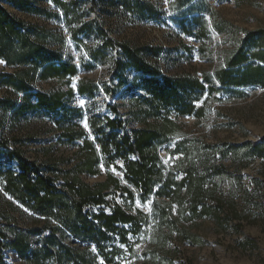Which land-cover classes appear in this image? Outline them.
Wrapping results in <instances>:
<instances>
[{"label":"rangeland","instance_id":"1","mask_svg":"<svg viewBox=\"0 0 264 264\" xmlns=\"http://www.w3.org/2000/svg\"><path fill=\"white\" fill-rule=\"evenodd\" d=\"M143 2L159 18L129 12L120 5L102 11L100 1L91 13L90 2H80L77 14L81 18L73 26L87 24L91 33L74 39L67 19L51 0H34L50 16L21 12L8 0H0L13 16L63 35L65 45L60 50L77 68L72 78L31 83L32 92L46 94L72 88L71 97L63 96L67 112L27 110L22 117L10 118V112L0 110L1 132L11 140V147H19L38 164L55 167L60 178L64 174L73 177V168L85 160L84 143H95L99 158L95 173H79L78 179L94 185L110 174L131 192V196L120 194L113 185L106 191L108 203L115 202L137 216L136 227L119 225L125 242L118 234H107L101 253L93 242L67 233L62 242L74 257L77 251L88 264H108L103 256L110 264H264V86L239 84V74L247 67H264V61L253 56L264 53L262 44L246 43L250 33L264 30V0H139ZM99 25L114 40L161 48L156 61L164 76L196 79L202 90H188L185 96L192 112L157 108L139 80L108 96L103 90L104 83L111 86L108 63H97L92 57L99 44L92 32ZM240 54L245 60L230 66ZM106 56L105 62L110 55ZM16 71L0 61V76ZM81 79L92 81L99 92L79 94L76 84ZM22 97L11 87L0 86L1 100L20 101ZM29 100L35 102L34 97ZM108 119L123 121L126 131L165 132L168 142L159 145L157 152L163 178L169 176L170 186L162 196L143 197L124 177L120 159L107 165L109 159L99 152L96 142L104 139L107 130L97 135L91 127L101 129ZM8 168L16 171L15 164L0 153V171ZM175 183H181L178 189ZM98 210L94 208L93 213ZM0 215L8 227L23 232L45 223L4 190L1 176ZM29 243L30 251L42 246L36 235L29 237ZM3 259L4 264H57L54 259L37 263L32 255L22 257L11 249L4 250ZM61 264L72 261L64 258Z\"/></svg>","mask_w":264,"mask_h":264},{"label":"trees","instance_id":"2","mask_svg":"<svg viewBox=\"0 0 264 264\" xmlns=\"http://www.w3.org/2000/svg\"><path fill=\"white\" fill-rule=\"evenodd\" d=\"M58 7L66 23L70 27L72 38L79 34L88 35L90 27L87 24L73 26L79 22L81 16L77 14L80 2H90L89 11L92 13L98 8V1L106 11L108 7L120 5L129 12L146 13L151 18H159L155 10L148 4L139 0H51ZM10 5L21 12L35 15L44 14L50 16L45 9L34 4V0H8ZM99 44L92 53L97 63H108L110 73L109 83L103 84V90L108 96H114L117 90L125 85L140 81L143 88L152 97L157 108H174L179 114H190L192 106L186 102V91L202 90V85L196 79L172 78L162 74L156 59L161 48L134 47L128 42L117 41L111 38L108 30L101 25L92 32ZM248 41H258L264 49V30L250 33L246 37ZM65 45L63 35L54 34L38 24H31L9 13L0 3V61L8 67H15L14 74L0 76V86H8L17 93L23 95L20 101L0 99V110L10 112V118L22 117L27 110L52 114L58 109L65 110L63 96L71 97L73 89L69 88L65 93L32 92L31 83L37 79L48 78H72L77 75L76 66L69 60H65L61 48ZM110 55L107 62V56ZM264 61V53H254ZM154 59V62H153ZM245 57L240 54L230 66H236L243 62ZM87 69H90L87 66ZM134 73L133 76L127 74ZM239 84H258L264 86V67H247L245 72L239 74ZM209 80V78H206ZM116 84H113L114 81ZM76 90L79 94L92 96L99 92L100 88L92 81L78 80ZM34 97L35 102H30ZM113 113L116 109L113 108ZM3 123L0 122V128ZM93 132L97 135L107 133L104 139H97L99 152L109 159L107 165L115 159H120L123 164L124 177L142 193L143 197L153 194L162 196L170 186L169 176L165 179L162 175L163 165L158 156L157 148L168 142L167 135L162 130L136 129L126 131L124 122L118 119L106 120L103 129L93 124ZM121 131V134L118 132ZM11 140L4 137L0 129V153L10 163L15 164L14 171L11 168L0 176L4 182V190L19 203L24 205L34 214L45 221L40 229H31L23 232L17 228H10L4 224L0 215V264H4L3 252L6 249L14 250L19 256L32 255L37 263L45 259H54L57 264L68 259L72 264H88L83 256L63 244V239L69 233L80 241L93 242L102 253L101 242L107 239V234H118L121 241L125 242V235L119 225L137 226V216L123 210L115 202L106 201V192L111 185L120 194L123 192L131 196L128 188L120 187L117 178L108 174L104 182L89 185L78 179V174L86 172L95 173V167L99 161L95 143L86 141L85 160L73 168L74 176L69 178L64 174L60 178L55 167L38 164L24 156L19 147H11ZM16 143V142H15ZM59 173V172H58ZM177 189L181 183H175ZM155 186H159L154 190ZM108 207V212L104 211ZM98 212L93 213V209ZM5 218V217H4ZM57 224L51 226L50 222ZM7 225V226H6ZM41 233H43L41 235ZM39 236L42 246L36 251H30V236ZM31 252V253H30ZM104 255V254H102ZM105 257L106 263H112ZM92 264V262H89Z\"/></svg>","mask_w":264,"mask_h":264},{"label":"snow or ice","instance_id":"3","mask_svg":"<svg viewBox=\"0 0 264 264\" xmlns=\"http://www.w3.org/2000/svg\"><path fill=\"white\" fill-rule=\"evenodd\" d=\"M81 103L83 104V101H81Z\"/></svg>","mask_w":264,"mask_h":264}]
</instances>
